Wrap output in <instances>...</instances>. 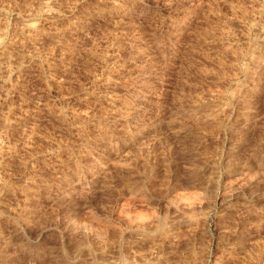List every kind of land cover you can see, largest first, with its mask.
<instances>
[{"label": "rangeland", "instance_id": "obj_1", "mask_svg": "<svg viewBox=\"0 0 264 264\" xmlns=\"http://www.w3.org/2000/svg\"><path fill=\"white\" fill-rule=\"evenodd\" d=\"M0 264H264V0H0Z\"/></svg>", "mask_w": 264, "mask_h": 264}]
</instances>
